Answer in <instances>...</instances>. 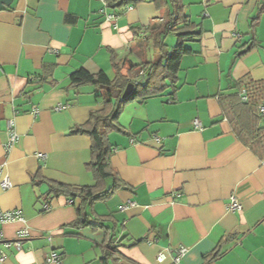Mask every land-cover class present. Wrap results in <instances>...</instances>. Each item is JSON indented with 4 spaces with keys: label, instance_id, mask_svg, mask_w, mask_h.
I'll use <instances>...</instances> for the list:
<instances>
[{
    "label": "crops",
    "instance_id": "crops-1",
    "mask_svg": "<svg viewBox=\"0 0 264 264\" xmlns=\"http://www.w3.org/2000/svg\"><path fill=\"white\" fill-rule=\"evenodd\" d=\"M180 2L197 34L181 57L175 91L167 87L124 104L107 135L120 187L91 210L111 215L107 224L121 264H264V160L235 137L220 105L237 79L264 81V0ZM157 5L142 0L115 10L99 0L1 3L0 166L10 187L0 190V208L19 211L23 220L0 229L7 239L29 230L21 250H7L3 264H54L47 260L52 251L60 264H103L104 230L70 225L81 200L45 199L46 181L94 184L85 167L91 138L71 129L102 104L95 85H75L72 74L112 79L113 63L156 60L147 27L159 28L169 9L163 0ZM10 119L18 140L6 152ZM232 197L240 209L228 207ZM218 244L219 254L206 263ZM179 246L185 252L175 261ZM162 252L166 257L158 261Z\"/></svg>",
    "mask_w": 264,
    "mask_h": 264
},
{
    "label": "trees",
    "instance_id": "trees-1",
    "mask_svg": "<svg viewBox=\"0 0 264 264\" xmlns=\"http://www.w3.org/2000/svg\"><path fill=\"white\" fill-rule=\"evenodd\" d=\"M139 1L142 0H105L107 6L115 10ZM154 1L159 6L160 0ZM163 2L169 8L164 22L157 29L152 25L147 27L149 30L148 38L151 39V45L158 53L156 60L141 64H134L129 61L126 67L124 62L122 64L113 63L114 77L112 79H106L103 75L85 74L82 71L72 74V83L75 85L85 83L95 85L96 98L102 104L100 109L91 112L89 119L84 124L71 129V133H85L91 138V159L85 167L92 173L94 184L73 186L50 180L46 181L48 190L45 199L64 195L72 201L75 198L81 200L76 209V218L70 225L74 227L90 225L93 228L104 230L107 238L102 249L101 261L103 264H121L117 254L113 228L107 224L108 221L112 220L111 215L94 216L95 213L91 210L95 202L106 200L120 187L116 172L112 170L110 165L112 148L107 135L113 128L117 127L118 115L125 103L135 99L144 100L160 94L167 87H170L173 92L175 91L181 57L190 51L185 43L193 40L197 34L195 25L185 14L180 0H163ZM259 11L264 13V3L260 6ZM168 34L176 36V44L170 48L164 41ZM148 38L145 37L146 40H149ZM133 69L136 70V77H146L145 81L138 82L134 78ZM141 70L143 74L139 75ZM166 80L169 81L168 84ZM130 82L134 83L132 93L121 99L125 86ZM233 88V92L220 98L223 113L227 117L235 137L260 159L264 160V116L258 111V106L264 102V81L253 80L246 76L237 79ZM242 95L245 96V100L242 99ZM107 177L112 178V184L109 186H106ZM45 203L48 204V201ZM223 241L225 239L221 242ZM137 242L138 240L134 241L133 244ZM219 244L212 254L204 258L206 263L219 254Z\"/></svg>",
    "mask_w": 264,
    "mask_h": 264
},
{
    "label": "built area",
    "instance_id": "built-area-1",
    "mask_svg": "<svg viewBox=\"0 0 264 264\" xmlns=\"http://www.w3.org/2000/svg\"><path fill=\"white\" fill-rule=\"evenodd\" d=\"M101 2L106 3L105 0H99ZM107 19H112V15L107 14ZM236 38L240 37V34H235ZM143 71L141 70L139 72V75H142ZM243 100H245V96H241ZM56 109H59V106L56 107ZM32 112H37V109L32 107ZM259 113L264 116V102L261 103L258 106ZM193 127L195 129L201 130L202 126L198 119L193 120ZM156 141H159L160 138L157 136L154 137ZM18 140V134L14 127V121L8 120L7 121V127H6V141L3 144V148L6 152H9L10 149L15 145V143ZM41 158H44L43 154H40ZM10 187L9 177L6 173L3 172V166H0V190H5ZM129 205H134V202L128 201ZM228 207L230 209H240V205L237 202V200L232 197L231 202L228 204ZM121 208H125V206H121ZM15 220H23V217L21 216L20 212L17 210H3L0 208V225L5 222H13ZM29 236V230L26 227L20 228L15 232V235L12 239H7L2 230L0 229V264H3L6 259V251L13 249V250H21V245L24 240ZM175 256L174 260L177 261L179 257H181L185 249L181 246L174 249ZM166 257L165 253H159L157 255V260L162 261ZM49 262H52L54 264H60V255L56 254L55 252H51L47 258Z\"/></svg>",
    "mask_w": 264,
    "mask_h": 264
},
{
    "label": "rangeland",
    "instance_id": "rangeland-1",
    "mask_svg": "<svg viewBox=\"0 0 264 264\" xmlns=\"http://www.w3.org/2000/svg\"><path fill=\"white\" fill-rule=\"evenodd\" d=\"M167 42H168V46L169 47H171V46H173V45H175V43H176V38H175V36H174V34H168L167 35V40H166ZM135 41L132 43V49H133V51H135L136 50V45H135ZM187 45V42L185 43V46ZM138 51V53H140V51L139 50H137ZM141 51L142 52H144L145 54H148L149 53V50L146 48V47H144V46H142L141 47Z\"/></svg>",
    "mask_w": 264,
    "mask_h": 264
},
{
    "label": "water",
    "instance_id": "water-1",
    "mask_svg": "<svg viewBox=\"0 0 264 264\" xmlns=\"http://www.w3.org/2000/svg\"><path fill=\"white\" fill-rule=\"evenodd\" d=\"M9 2H10V0H0V6H1V3L8 4ZM133 89H134V83H132V82L128 83L122 92L121 99L130 95L132 93Z\"/></svg>",
    "mask_w": 264,
    "mask_h": 264
}]
</instances>
